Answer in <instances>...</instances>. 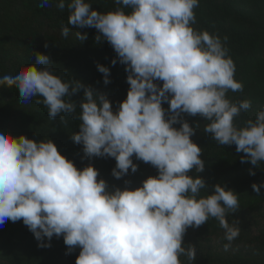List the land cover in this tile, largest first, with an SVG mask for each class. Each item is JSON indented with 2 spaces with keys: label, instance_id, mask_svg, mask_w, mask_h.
Returning a JSON list of instances; mask_svg holds the SVG:
<instances>
[{
  "label": "clouds",
  "instance_id": "1",
  "mask_svg": "<svg viewBox=\"0 0 264 264\" xmlns=\"http://www.w3.org/2000/svg\"><path fill=\"white\" fill-rule=\"evenodd\" d=\"M115 4L123 7L107 13L93 9L88 0H56L55 7L67 8L71 27L95 28L96 42L106 40L117 54L112 65L119 60L126 66L130 87L118 109L107 94L57 75L49 56L41 53L35 64L0 77V86L15 87L22 102L36 98L52 120L67 114L80 121L72 141L83 146L85 158H114L115 178L130 169L137 172L133 157L151 164L158 175L135 189L113 190L98 179L94 165L78 168L51 139L17 137L0 128V226L22 221L42 248L62 236L66 254L80 249L75 264H184L181 257L191 264L197 251L185 246V234L214 218L224 230L227 252L240 235V227L227 218L240 208L238 194L216 184L211 194L201 195L207 187L204 178L189 173L204 170L202 148L192 140L195 128L183 115L203 117L205 133L221 146L235 145L244 154L241 163L260 166L264 109L243 126L237 124L252 102L227 95L242 92L244 85L235 78L236 65L225 46L228 36L194 27L200 0ZM70 31L64 26L62 37ZM76 38L83 42L88 35L77 31ZM97 69L109 84L110 68L98 64ZM81 92L78 105L71 98ZM249 174L256 172L250 169ZM251 187L259 193L264 182Z\"/></svg>",
  "mask_w": 264,
  "mask_h": 264
},
{
  "label": "trees",
  "instance_id": "2",
  "mask_svg": "<svg viewBox=\"0 0 264 264\" xmlns=\"http://www.w3.org/2000/svg\"><path fill=\"white\" fill-rule=\"evenodd\" d=\"M56 0H0V77L14 75L18 68L36 63L37 53L48 55L57 75L66 80L83 81L93 89L107 94L113 109L127 97L130 85L126 82L128 73L119 60L111 61L117 54L111 45L102 40L97 43L95 28L77 29L68 25L69 12L55 7ZM93 9L103 13L116 10L115 0H88ZM126 12L130 9L125 8ZM197 30L225 35V46L236 65L235 78L243 83L242 92H229L232 100L250 99L252 108L237 118V124L254 119L256 112L264 109V0H200L195 9ZM71 28L68 38L61 35L64 26ZM87 33L88 39L81 42L76 32ZM47 45V47L45 46ZM98 64L110 68V83L105 85L104 74L97 69ZM162 86V82L158 81ZM83 93L71 99L79 105ZM35 99L22 102L18 90L6 85L0 86V128L13 136L26 135L30 139H51L58 150L74 161L78 168L89 164L99 170L98 179H105L111 189L117 187L137 188L149 176L158 175V170L149 163L136 160L138 170H129L124 177L112 175L116 161L111 157L85 158L83 146L75 144L71 135L79 131L80 121L72 116L61 114L50 119L47 109L35 103ZM163 107L167 110L168 103ZM80 109L77 107V114ZM194 128L192 140L202 148L201 159L204 170L194 168L189 174L201 176L206 189L201 195L211 194L216 184H221L238 194L240 208L228 215L229 222L240 227L239 237L232 242L226 252L222 239L224 230L214 218L199 228H189L184 237L185 246L193 245L197 258L191 264H264V187L256 193L253 183L264 182V162L260 166L241 163L243 153L236 152L235 145H219L212 134L205 133L206 121L203 117L183 115ZM199 123V127H196ZM175 127H180L179 124ZM251 170L255 176L249 174ZM130 181V184H125ZM45 243H48L45 238ZM51 247H39V242L22 221H8L0 226V264H75L79 248L66 254L68 247L63 237L54 236ZM184 264H189L181 257Z\"/></svg>",
  "mask_w": 264,
  "mask_h": 264
}]
</instances>
